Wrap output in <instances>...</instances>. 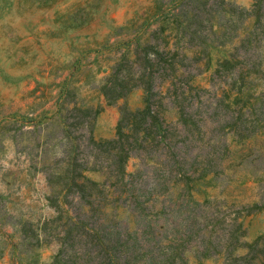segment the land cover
I'll use <instances>...</instances> for the list:
<instances>
[{
    "label": "rangeland",
    "instance_id": "rangeland-1",
    "mask_svg": "<svg viewBox=\"0 0 264 264\" xmlns=\"http://www.w3.org/2000/svg\"><path fill=\"white\" fill-rule=\"evenodd\" d=\"M199 1L0 0V264H25L28 254L23 242L16 244L20 238L15 228L28 224L38 231L56 214L49 196L60 188L57 177L71 174L74 157L82 156L76 144L85 152L92 147H85L89 129L86 121L79 123L80 110H92L91 135L98 141L114 137L123 110L143 107L142 87L108 101L102 86L117 64L142 58V47L147 44L162 62L163 51L169 49L187 54L186 66H181V71L186 70L181 91L192 98L187 108H216L210 121L206 114L200 122L206 124L204 141L190 142L187 152L190 160L198 155L197 168L206 151L211 159V170L193 184L191 196L203 207L217 205L227 213L240 209L236 220L242 235L234 254H245L264 235V121L242 138L231 125L221 126V120L235 115L237 100L247 106L256 103L258 109L264 101V76L258 73L263 64L256 67V73L241 76L252 66L246 56L254 58L256 52L264 51V34L261 43L249 50L246 45L241 48L240 39L254 25L249 11L253 0H223L214 3L212 10H202L197 22L200 38L187 42L176 25L191 18ZM225 60L228 64L218 68ZM161 80L157 77L156 83ZM158 90L166 103L163 118L176 132L180 125L173 97L165 85ZM254 118L248 117L246 124H256ZM65 121L72 125L67 128ZM176 146L183 153L187 150L181 142ZM93 152L87 156L90 162ZM158 171L162 170L155 159L133 153L123 166V181L136 186L146 181L155 184L161 180L156 176L163 174L167 178L163 195L176 194L177 172L169 164L163 173ZM81 174L105 184L112 178L105 167L81 169ZM127 209L126 203L119 206L120 211ZM56 248L55 243L36 248L39 264L49 262ZM194 262L191 257L189 264ZM199 264H222V257L205 258Z\"/></svg>",
    "mask_w": 264,
    "mask_h": 264
},
{
    "label": "trees",
    "instance_id": "trees-1",
    "mask_svg": "<svg viewBox=\"0 0 264 264\" xmlns=\"http://www.w3.org/2000/svg\"><path fill=\"white\" fill-rule=\"evenodd\" d=\"M214 3L221 4L223 0H201L196 3V9L193 8L190 19L182 26V22H177L176 28L179 27L182 39L193 43L200 38L197 22L201 12L204 8L212 10ZM230 11L234 13L236 9L231 7ZM249 11L255 17L254 25L240 39L241 48L246 45V50L262 42L264 0H253ZM142 49V58L136 57L132 62L119 63L113 68L102 92L108 101H112L140 86L145 91L143 107L134 111L123 110L114 137L98 141L91 135L89 118L92 110H80L83 117L79 123L86 121L85 126L89 129L85 147H92L85 152L79 143L76 144L74 148L82 156L74 157L71 174L57 177L60 188L55 195L49 196L56 214L44 221L38 231L28 224L15 228L20 238L16 244L23 242L28 254L23 263L39 264L35 249L42 244L55 243L57 248L51 260L42 264H189L191 257L196 261L194 264H199L213 256L222 257V264H264V235L251 243L245 254H234L242 235L236 220L240 209L227 213L217 205L203 207L189 192L193 184L211 170L210 151L204 153L200 168L196 167L198 155L191 160L187 158L190 156L187 154L190 142L204 141L206 124L200 122L206 114L210 121L216 108L212 111H201L199 106L195 110L187 108L191 106L192 98L191 94L187 96L184 90L181 91L186 79L182 76L186 70L181 71V66H186L184 60L188 55L181 54L178 48L169 49L163 51L162 62L153 46L147 44ZM246 59L252 66L241 73L242 77L256 73L259 64L264 67V51L256 52L254 58L252 54L248 55ZM228 62H221L218 68ZM258 73L264 76V68ZM157 77L163 79L158 84ZM164 85L178 110L176 122L180 128L176 132L170 130L163 118L166 103L158 89ZM260 103L258 109L256 103L247 106L237 100V107L233 109L235 115L231 120H221V126L231 125L239 138L249 136L257 129L258 123L264 121V101ZM95 114L93 112L92 116ZM252 115L256 124L252 121L246 124ZM71 125L65 121L67 128ZM179 142L187 148L184 153L181 146H176ZM164 148L169 151L164 152ZM91 151L93 159L90 162L87 156ZM133 153H143L147 158L155 159L162 170L158 172L163 173V167L169 164L170 170L177 172L174 179L179 185L177 193L163 195L167 189V178L163 174L156 176L161 180L155 184L146 181L144 185L136 186L133 182L123 181V166ZM100 154L104 158L101 159ZM100 159L102 162L97 164ZM100 167L112 174L109 184L81 174V169ZM47 178L51 180L49 176ZM160 197L161 200L157 201ZM123 203L128 209L120 211L119 206ZM243 209L249 208L243 206Z\"/></svg>",
    "mask_w": 264,
    "mask_h": 264
}]
</instances>
